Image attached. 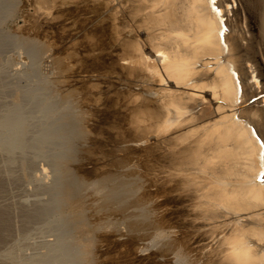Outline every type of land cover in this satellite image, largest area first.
<instances>
[{"label":"bare ground","instance_id":"obj_1","mask_svg":"<svg viewBox=\"0 0 264 264\" xmlns=\"http://www.w3.org/2000/svg\"><path fill=\"white\" fill-rule=\"evenodd\" d=\"M49 1L72 4L64 19L77 26L64 36L90 54L82 74L124 85L101 96L106 83H92V128L122 143L128 173L140 161L149 176L165 264H264V0Z\"/></svg>","mask_w":264,"mask_h":264},{"label":"rangeland","instance_id":"obj_2","mask_svg":"<svg viewBox=\"0 0 264 264\" xmlns=\"http://www.w3.org/2000/svg\"><path fill=\"white\" fill-rule=\"evenodd\" d=\"M49 2L0 0V213L6 217L2 214L1 226L6 225L0 232V264H165L155 231L158 196L146 188L149 176L140 161L131 164L135 174L128 173L122 143L119 148L105 139L102 126L97 125L98 133L92 128L95 105L86 99L96 92L92 83L109 84L98 87L104 92L101 96L110 85H124L105 72V77L82 74L86 52L65 43L73 18L65 20L64 13L72 4L57 1L54 8ZM76 26L72 22L70 29ZM81 75L87 77L82 83ZM107 190L115 192L110 202ZM188 259L171 260L188 264Z\"/></svg>","mask_w":264,"mask_h":264}]
</instances>
